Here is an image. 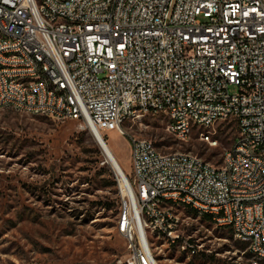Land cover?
I'll return each mask as SVG.
<instances>
[{"label": "built area", "instance_id": "1", "mask_svg": "<svg viewBox=\"0 0 264 264\" xmlns=\"http://www.w3.org/2000/svg\"><path fill=\"white\" fill-rule=\"evenodd\" d=\"M7 108L94 125L103 136H128L123 122L172 112L197 131L166 119L169 135L185 143L196 133L210 148L220 146L214 123L236 121L220 167L190 151H160L151 139L129 140L133 193H124L116 225L126 245L117 264H153L144 253L148 237L157 239L153 226L192 255L213 226L239 228L233 238L255 250L244 251L245 260L264 257V0H0V109ZM202 121L215 141L199 131ZM227 166L234 185L226 184ZM178 200L200 211L194 225L171 217Z\"/></svg>", "mask_w": 264, "mask_h": 264}, {"label": "rangeland", "instance_id": "2", "mask_svg": "<svg viewBox=\"0 0 264 264\" xmlns=\"http://www.w3.org/2000/svg\"><path fill=\"white\" fill-rule=\"evenodd\" d=\"M166 127L164 115H147L123 123L128 136L106 131L103 138L131 177L130 139H151L163 152L190 151L220 167L237 135L234 123H222L220 146L210 148L196 133L179 143ZM94 143L78 121L0 109V264H117L124 258L116 225L126 192ZM175 214L178 221L187 216V225L200 218L185 208ZM233 237L213 226L198 235L195 255L169 246L167 237L148 239L157 264H248L245 245Z\"/></svg>", "mask_w": 264, "mask_h": 264}, {"label": "bare ground", "instance_id": "3", "mask_svg": "<svg viewBox=\"0 0 264 264\" xmlns=\"http://www.w3.org/2000/svg\"><path fill=\"white\" fill-rule=\"evenodd\" d=\"M44 85L45 86H52V90H59V83H52L51 78H44ZM61 101L63 103H72V95L69 93H61ZM163 115L166 119H168V125L170 126H178L183 125L184 128H188V131H197V124H191V120H184L183 116H176L172 115V112H163ZM234 123L236 125V121L234 120H219L217 123H214V131L217 132V127L222 123ZM124 123V122H123ZM90 132H94L100 139L101 145L105 151L107 156L108 162L113 164V167L117 170L120 174L117 175L119 177V181L124 188L125 192L127 193V188H130L131 192L133 193V189L131 183L123 171L122 167L120 166L119 162L117 161L114 152L108 142L103 138V133L99 131L94 125L90 126ZM199 131H203L205 133V140L206 141H215L214 133H210V124L209 121H202L199 124ZM92 134V133H91ZM134 140V143H141V139H130ZM234 176H235V168L234 166H227V174H226V184L227 185H234ZM117 177V178H118ZM176 193H183V186H176ZM247 207H255V200H247ZM175 208H185L191 210V202L189 200H178L174 202V205L171 209V217L173 220L178 221V217L175 214ZM197 214H200V211H195ZM177 213V212H176ZM206 217H214V210H205ZM217 229H228L234 237H238L239 235V228L228 227L227 225H219L214 226ZM153 233H155L158 237H167L169 240V234H166V227L161 226H153ZM241 243L246 246V253L248 257H255V250H252V247H247L246 239H238ZM258 249H264V242H258ZM151 243L149 239L147 240L146 245H144V253H151ZM264 262V257H257V264H262ZM248 264H252L251 262H247ZM153 264H157L154 257H153Z\"/></svg>", "mask_w": 264, "mask_h": 264}, {"label": "water", "instance_id": "4", "mask_svg": "<svg viewBox=\"0 0 264 264\" xmlns=\"http://www.w3.org/2000/svg\"><path fill=\"white\" fill-rule=\"evenodd\" d=\"M90 133H92V137H93V139H94V142H95L96 145H98L99 148L101 149L102 153H103L104 156H105V160H106V162L110 165V167H111V169L113 170L115 176H116V177H117V175L120 176V174L117 172V170L113 167V164H112L111 162H108L109 159H107V156H106L105 151H104V149H103V147H102V145H101V141H100L99 137H98L94 132H90ZM120 177H121V176H120Z\"/></svg>", "mask_w": 264, "mask_h": 264}, {"label": "trees", "instance_id": "5", "mask_svg": "<svg viewBox=\"0 0 264 264\" xmlns=\"http://www.w3.org/2000/svg\"><path fill=\"white\" fill-rule=\"evenodd\" d=\"M94 145H95V143H94ZM94 147L96 148L97 146L95 145ZM97 150H98V148L96 149V152L99 153V151H97ZM112 185L114 186L115 184L113 183ZM245 248H246V246H245Z\"/></svg>", "mask_w": 264, "mask_h": 264}]
</instances>
